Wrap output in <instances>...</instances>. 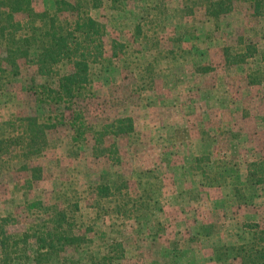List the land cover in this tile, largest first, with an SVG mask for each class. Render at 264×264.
Segmentation results:
<instances>
[{
	"label": "rangeland",
	"instance_id": "obj_1",
	"mask_svg": "<svg viewBox=\"0 0 264 264\" xmlns=\"http://www.w3.org/2000/svg\"><path fill=\"white\" fill-rule=\"evenodd\" d=\"M34 6L42 12L53 0H36ZM250 14L248 5L238 4L217 26L198 0H132L119 11L108 5L92 10L106 26L107 58L93 69L90 122L132 117L136 133L110 138L121 156L115 164L95 157L90 135L77 145L73 131L60 126L50 132L44 157L32 161L44 168V177L31 189L24 183L29 177L21 169L24 161L14 157L19 150L12 148L0 163V217H16L6 230L22 235L37 222L27 204H51L59 194L79 201V218L91 230L94 251L123 245L125 255L115 264H240L236 249L252 240L251 225L264 226V187L249 191L247 183L248 165L264 162V65L257 56L227 65L224 51L229 46L242 52L250 43L264 51V18ZM182 36L185 42H177ZM112 39L125 45L119 58L111 57ZM205 66L214 71H197ZM20 67L11 83L0 78L2 139L17 134L7 125L11 117L58 116L62 110L37 102L31 81L42 85L47 79L25 59ZM260 69L255 76L262 85H251V74ZM210 163L219 172L227 168L230 176L216 179L217 185L203 184L200 170ZM106 174L108 180L121 176L129 183L103 199L95 189ZM231 180L255 195L252 204L238 199ZM31 258L29 264H38Z\"/></svg>",
	"mask_w": 264,
	"mask_h": 264
},
{
	"label": "trees",
	"instance_id": "obj_2",
	"mask_svg": "<svg viewBox=\"0 0 264 264\" xmlns=\"http://www.w3.org/2000/svg\"><path fill=\"white\" fill-rule=\"evenodd\" d=\"M35 1L0 0V78L11 83L20 76V61L25 59L37 68L38 76L47 79V83L42 85H38L35 78L31 81L30 91L36 96L37 102L47 103L50 108L54 105L62 107L58 116H47L43 112L18 119L11 117L7 125H13L17 134L9 135L6 139L0 136V163L13 153L12 148L19 150L14 157L24 161L21 169L29 174L24 182L29 189L44 177V168L32 164V161L44 157L50 147V132L60 126H67L73 131V143L77 145L82 141L87 142V135H90L95 157H107L115 164L121 162V156L118 144L109 142L110 138L130 137L136 133L132 117H120L102 125H94L87 113L88 103L94 95L93 69L107 58L106 26L93 18L91 11L106 5L119 11L132 0H53V6L42 12L35 8ZM198 1L204 5L207 19L217 26L236 10L238 4L248 5L250 15L255 20L264 18V0ZM151 15L149 13L147 17ZM144 20V17L141 18L137 24L136 31L139 34ZM185 37H179L177 42L184 43ZM111 47L112 58H119L125 51V45L117 40L112 39ZM243 51L226 47V64H247L248 60L257 56L264 65V51H258L252 43L245 45ZM169 54H175V51L170 50ZM64 66L67 68L63 69ZM197 71L211 73L214 68L205 66ZM262 72V69L253 71L251 85L261 84L255 74ZM198 163L199 158L195 160L197 167ZM204 167L200 170L203 184L217 185L216 179L230 176L227 168L219 172L220 168L214 169L212 163L208 168ZM247 174L249 191H259L264 187V162H251ZM107 175L103 176V181L95 189L97 196L103 199L114 196L117 190L121 192L129 183L121 176L114 181L108 180ZM235 179L237 181V173ZM231 181L238 199L244 204H252L255 195H246L237 186L240 184ZM63 197L56 194L51 204L43 200L28 203L27 211H31V216L37 222L31 223L29 229L20 236L6 230L16 221V217H0L2 264H29L32 255L38 264H115L125 255L121 244L118 250L116 247H105L106 252H101V249L94 251L90 247L94 243L91 230L79 218V201L75 202L65 195ZM65 203L68 206H64ZM37 210L39 212L36 213ZM251 227L255 231L252 240L236 249L240 264H264V226L258 223ZM93 233L101 234L102 238L108 236L97 230Z\"/></svg>",
	"mask_w": 264,
	"mask_h": 264
}]
</instances>
